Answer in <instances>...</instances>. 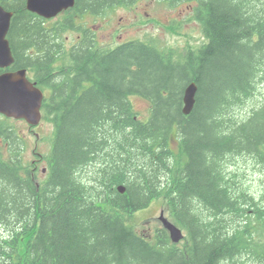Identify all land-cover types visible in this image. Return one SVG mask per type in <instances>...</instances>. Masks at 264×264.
Segmentation results:
<instances>
[{
  "label": "trees",
  "instance_id": "trees-1",
  "mask_svg": "<svg viewBox=\"0 0 264 264\" xmlns=\"http://www.w3.org/2000/svg\"><path fill=\"white\" fill-rule=\"evenodd\" d=\"M136 1L76 0L47 20L27 0H0L14 13L12 69L27 68L51 90L43 110L54 125L40 181L22 165L25 139L0 116V264H238L243 256L264 264V204L234 190L225 161L247 154L264 165V105L233 116L264 81V0H195L207 41L180 59L142 40L97 49L81 19ZM68 31L81 36L71 47ZM193 82L196 102L185 114ZM133 94L151 101L148 121ZM102 151L98 174L83 181ZM159 198L186 231L183 242L161 227L148 239L129 223Z\"/></svg>",
  "mask_w": 264,
  "mask_h": 264
},
{
  "label": "rangeland",
  "instance_id": "rangeland-1",
  "mask_svg": "<svg viewBox=\"0 0 264 264\" xmlns=\"http://www.w3.org/2000/svg\"><path fill=\"white\" fill-rule=\"evenodd\" d=\"M165 1V2H164ZM137 0L132 6H116L100 17L85 15L81 22L85 21L88 28L94 30L98 42L97 49L115 48L123 42L131 39H141L153 42L160 50H165L173 59L183 58L189 50L202 46L206 42L201 23L195 19L194 4L189 0H179L175 4L167 3V0ZM264 4V3H263ZM258 5L256 12L261 8ZM68 47L77 43L80 33L68 31L64 33ZM193 47L192 49H189ZM188 49V50H187ZM187 50V51H186ZM61 62L63 60H60ZM60 65V64H58ZM57 65V66H58ZM29 75L30 72H29ZM33 77V75H32ZM131 104L139 117L147 121L151 114V103L139 95L131 96ZM264 105V81L258 86L256 94L244 101L236 108L235 116L246 119L253 109ZM18 132L25 139V150L22 152V165L38 171L40 181L48 177V157L51 155L54 138V125L50 120L44 119L39 126H31L26 121L10 119ZM119 146V144L117 143ZM114 147V145H113ZM171 147L176 155L180 154V145L176 139L171 140ZM103 151L98 154L97 160L86 165L83 170L87 182L88 174H98L97 168L103 161ZM184 153L176 158L179 165L184 163ZM141 156H138L140 162ZM227 178L234 190L239 192L250 189L258 197V201L264 204V165L261 160L247 154H228L226 156ZM44 169V171H43ZM41 171L42 174H41ZM172 220L166 202L159 198L154 200L145 209L134 212L128 217L129 223L146 238H152L155 230L162 227L161 215ZM173 221V220H172ZM238 222V220H237ZM238 264H261L248 256L239 258Z\"/></svg>",
  "mask_w": 264,
  "mask_h": 264
},
{
  "label": "water",
  "instance_id": "water-1",
  "mask_svg": "<svg viewBox=\"0 0 264 264\" xmlns=\"http://www.w3.org/2000/svg\"><path fill=\"white\" fill-rule=\"evenodd\" d=\"M75 0H27L29 10L51 18L61 11L74 6ZM13 13L0 4V67H8L14 62L10 42L7 39ZM197 86L192 84L185 94L184 112L189 113L195 104ZM43 92L26 77V70L7 72L0 76V112L16 118H25L31 124L41 120ZM124 191L123 187H120ZM170 230L174 242L182 239V231L164 216L161 217Z\"/></svg>",
  "mask_w": 264,
  "mask_h": 264
}]
</instances>
